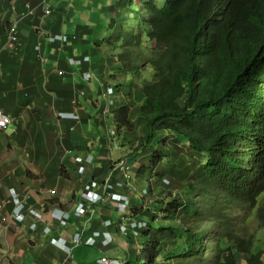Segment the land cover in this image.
<instances>
[{
	"label": "trees",
	"instance_id": "16d2710c",
	"mask_svg": "<svg viewBox=\"0 0 264 264\" xmlns=\"http://www.w3.org/2000/svg\"><path fill=\"white\" fill-rule=\"evenodd\" d=\"M127 2L121 23L129 25V12L135 25L121 27L116 37L108 25V39L115 38L123 75L149 77L139 99L128 95L115 116L116 135L136 133L131 162L151 146L171 157L166 135L204 162L174 169L186 180L189 175L188 198L169 195L154 201L152 211L131 213L146 228L129 264H263L264 251L254 250L255 234L245 228L257 210L256 233L264 229V207H258L264 195V0ZM167 158L155 152L137 176ZM164 176L158 173L156 184Z\"/></svg>",
	"mask_w": 264,
	"mask_h": 264
},
{
	"label": "crops",
	"instance_id": "0c3cea01",
	"mask_svg": "<svg viewBox=\"0 0 264 264\" xmlns=\"http://www.w3.org/2000/svg\"><path fill=\"white\" fill-rule=\"evenodd\" d=\"M91 1L0 0V109L16 121L7 131L0 132V205H4L0 211V264H98L103 256L129 264L136 256L131 239L119 237L117 232L112 235L114 242L108 246L101 244L102 237L97 239L94 246L75 247L72 242L77 235L92 238L96 232L103 233L102 226L106 221L114 225L123 222L116 204L107 199L106 193L105 201L99 203L91 215L78 219L75 210L90 182H95L100 190V184L105 181L111 185L122 181L116 165L124 157L127 158L136 133L123 135V147L114 149L110 136L114 129L113 120L120 107L128 102V95L139 99L137 91L148 78L147 72L134 77L123 75L121 65L115 58L114 36L111 35V43L109 33L100 35L99 25L93 28L91 20L83 13L76 17V7L83 9ZM44 2L51 5L53 15L44 18L39 12L34 19L25 21L20 27V46L15 53L8 51L6 35L15 15L13 8L22 11L26 4L36 7ZM121 4V1H117L115 7ZM109 6L111 4H107L105 9L109 10ZM101 9L105 10L103 6ZM55 36H77L78 39L66 44L50 43V38ZM92 37L97 38L92 41ZM87 56L90 57L89 64H68L71 58ZM58 71L63 72L64 76L60 77ZM87 72L92 76L89 83L82 77ZM103 85L123 86L112 97L114 104L108 109L100 95ZM134 93L137 94L134 96ZM129 105L133 107L132 103ZM105 109L107 115L102 116ZM166 136L161 138L171 150V157L159 146L143 150L136 161L129 164L130 186L115 188L108 193L130 199L129 216L136 209L152 211L154 201L162 200L155 198L158 189L162 192L169 189L151 183L148 174L137 176L139 169L148 166L155 151L168 156L157 173L175 178V185L170 187L173 191H167L165 196L171 195L179 200L189 197L184 191L189 175L182 183L181 173L174 169L182 162L196 168L203 160L192 152L186 154L176 140ZM68 151L78 156L93 157V163L88 166L84 177L78 174L79 167ZM147 181L151 184L149 200L140 197L143 190L140 189L146 187ZM11 189H15L27 208L32 207L44 215L43 220L38 221V230H30V225L35 221L30 217L23 225L13 223L5 229L1 219L10 217L14 209L11 203L6 204ZM51 191L57 195L51 196ZM166 200H170L169 196ZM53 208L70 214L66 226L54 221ZM183 214L184 211L179 213ZM143 217L149 218L147 215ZM170 220L175 221L173 217L166 219V223ZM49 224L55 227L45 234L44 230ZM54 240L60 242L54 243ZM61 240L71 247L70 256L61 251ZM170 264L183 263L173 261Z\"/></svg>",
	"mask_w": 264,
	"mask_h": 264
},
{
	"label": "built area",
	"instance_id": "2783aa9c",
	"mask_svg": "<svg viewBox=\"0 0 264 264\" xmlns=\"http://www.w3.org/2000/svg\"><path fill=\"white\" fill-rule=\"evenodd\" d=\"M32 8L30 6H27V11L26 13H24L23 15H21V17L15 21V25L13 29H17L18 23L20 20L24 19L25 17L29 16V14H32ZM50 12L46 11V14L48 15ZM14 31V30H13ZM17 33L12 34L11 36V41L13 43L17 42ZM72 64H78L76 61H71ZM60 75H62V73H59ZM86 81L90 80V76L89 75H85L84 76ZM12 122H14L13 119H11L9 116L6 115H0V129H6ZM68 155H73V153L70 151L68 152ZM76 162L78 167L80 168L79 174L80 175H84L85 171H86V166L91 163V161H89L88 159H85L83 157H77L76 158ZM117 170H119L122 174L127 175V171L128 168L127 166H125V164H119L117 166ZM126 179L128 180V176H126ZM115 188H122V185L120 183H116L115 185H111L110 183L106 182L105 186L102 189H98L97 184L95 182H91L87 185L86 191L83 194V198L82 201L77 205L76 211H75V216L78 219H81L83 216H88L91 215L94 211V209L96 208V206H98L99 203H103L105 201V193L107 194V197L111 198V202L116 204V208H117V212L122 215L125 216L126 219L123 220V224L129 225L131 227V232L132 234L130 235V238L134 241H139L140 240V235H139V231H141L142 229H145L146 224L143 222H134L133 220H131V223H129L128 221H130V218H127V206H128V201L125 197L121 196V195H109L108 193H110V191H113V189ZM50 194L52 196L56 195L55 191H51ZM8 203H14L15 208L13 209V212L11 214L10 217H4L2 219V223L5 224V229H8V227L10 226V224L12 222H15L19 225H23L26 223V219L28 217L32 218L33 220H35L31 225H30V230L31 231H36L38 230V221H42L44 218V215L39 213L38 211H36L35 209L31 208V207H25V205L22 203V201L20 200L19 196L12 191V200ZM4 205L0 206V210H3ZM53 218L56 219L59 224L61 226H66L68 224L69 221V215L64 214L63 212L59 211V210H54L53 212ZM55 227L54 224H49L45 230L44 233L45 234H49L51 232V230ZM125 230L126 228L124 227V225H122V229H121V233L125 234ZM100 235H94V238L97 240ZM104 237V235H102ZM62 241V240H61ZM60 241H54V243H59ZM63 245H60V247L62 248V251H64V254H66L67 256H70L71 254V248H69L66 244V241H62ZM95 240L93 238H84L83 236L77 235L73 238V245L76 247H81V246H94L95 245ZM98 264H124L122 261L118 260V259H113V258H109L106 256L101 257L98 260Z\"/></svg>",
	"mask_w": 264,
	"mask_h": 264
},
{
	"label": "clouds",
	"instance_id": "9594fccd",
	"mask_svg": "<svg viewBox=\"0 0 264 264\" xmlns=\"http://www.w3.org/2000/svg\"><path fill=\"white\" fill-rule=\"evenodd\" d=\"M116 0H114V6H117L116 5ZM112 4H113V2H112ZM112 4H111V6H109L110 7V9L109 10H111L112 8H113V6H112ZM123 5V2H122V4L119 6V7H117V8H119V10H123V8H121V6ZM127 5H128V2H126V3H124V9H128V7H127ZM27 6H30L31 8H32V14H29V16H27V17H25L24 19H22V20H20L19 21V23H18V26H17V29L15 30V29H13L14 28V25H15V21H17L20 17H21V15H23L24 13H26V11H27ZM135 5L133 4V6L131 7V10H134L135 9V7H134ZM113 10V9H112ZM13 11H14V13H15V15H14V18H13V21H12V23H11V25H10V27H9V29H8V33H7V35H6V38H7V40L6 41H8L7 42V48H8V51H10V52H13V53H15V51L18 49V47L20 46V38H19V36H20V27H21V25L25 22V21H28V20H31V19H34L36 16H37V14L40 12L42 15H43V17L44 18H48V17H51L52 15H53V9H52V7H51V5H48L46 2H44L43 4H41V5H39V6H36V7H34L33 5H31V4H26L25 6H24V9L22 10V11H16L15 10V8H13ZM46 11H49L50 13L47 15L46 14ZM127 11V10H126ZM110 12V11H109ZM122 19H123V13H122ZM121 19V20H122ZM121 20L120 21H117L116 19H114V17H113V21H111V25L113 26V28H114V30L112 31V34H116V31L118 30L119 31V29L121 28V27H124L123 26V23H121ZM134 25H135V22L133 23ZM129 26V25H128ZM131 27H133L132 25H130ZM126 28V27H125ZM14 30V31H13ZM14 33H17V42H15V43H13L10 39H11V36H12V34H14ZM70 41H73V42H75V40H74V37H72V38H69V37H51L50 38V43H58V42H60V43H64V44H66V43H68V42H70ZM116 49V53H117V48H115ZM115 58H116V54H115ZM76 61L78 64H72V62L71 61ZM90 63V57L89 56H87V57H82V58H79V59H76V58H71V59H69V61H68V64L70 65V66H74V65H77V66H81V65H83V64H89ZM1 64V63H0ZM149 71V69H146L145 71ZM59 73H62V75H60ZM60 77H63L64 76V73L63 72H61V71H58V73H57ZM85 75H89L90 76V80L89 81H86L85 80V78H84V76ZM82 77H83V79L86 81V82H91V79H92V76L87 72V73H84L83 75H82ZM148 77H149V73H148ZM121 88H123V87H121ZM121 88H119V89H117L116 87H108V85H103V86H101V89H100V95H101V97L104 99V101H105V105H107V108L106 109H108V107L109 106H113V104H114V99L112 98L114 95H115V93H117ZM121 108H122V106L120 107V110H121ZM103 110V113H101L102 114V116L103 115H107V110ZM119 110V111H120ZM119 113V112H118ZM0 115H6V116H9L11 119H13L14 120V122H12L6 129H0V132H5V131H7L8 129H9V127L10 126H12L16 121H15V118L14 117H12L10 114H8V113H6L4 110H2V109H0ZM75 118H77V117H75ZM115 118V117H114ZM113 125H114V129H113V131H111V133H110V136H111V138L113 139V142H112V144H113V148L114 149H121L122 147H123V144H124V142H123V139L121 138V136H117L116 135V132H115V124H114V120H113ZM128 146V145H127ZM130 147H132V146H130ZM148 148V147H147ZM132 149V148H131ZM130 148L128 149V152H127V158L126 157H124L123 159H121L120 160V163H118L117 165H116V171H118L117 170V166L119 165V164H125V166H127V168L129 167V164H130V160H129V151L131 150ZM68 152H70V151H68ZM72 153H73V155H69V156H73L74 157V159H75V163H76V165H77V162H76V158L77 157H83V158H85V159H88L89 161H91V163H89L87 166H86V172H87V168H88V166H90V165H92V163H93V157H91V156H78V155H75V153L73 152V151H71ZM142 152V151H141ZM155 152H158V151H155ZM155 152H153L152 153V156H151V158L149 159V161L153 158V155H154V153ZM158 153H160V152H158ZM160 154H162V153H160ZM163 155V154H162ZM149 161H148V163H149ZM164 161H166V160H164ZM204 162H202V164H203ZM201 164V165H202ZM78 166V165H77ZM161 166V165H160ZM160 166L155 170V171H151L150 173H147L148 175H149V177H150V179H149V181L152 183V182H154V183H156L157 182V180H156V178H155V176H158V173H157V171H158V169L160 168ZM148 167V166H147ZM79 171H80V168H79V170H78V174H79ZM127 175H124V174H122L121 173V176H122V181L121 182H119L121 185H122V183H124V186L126 187V188H128L130 185V181H131V170H128L127 172ZM80 175V174H79ZM86 175V174H85ZM85 175H80L81 177H83V176H85ZM126 176H128V180L126 179ZM172 180L168 177H165V180H162L161 181V183H159L160 185H162L163 187H165V188H170L171 186H174V184H172ZM91 183V182H90ZM147 183H148V185H146V188L145 189H143L141 192H140V197L141 198H145V200L146 199H149V196L151 195L150 193H149V191H148V189L149 190H151V184L147 181ZM87 187V186H86ZM12 191L13 192H15L18 196H19V198H20V200L22 201V203H23V200L21 199V197H20V195L15 191V189H11L10 191H9V202L12 200ZM85 191H86V189H85ZM85 191H84V193H85ZM83 193V194H84ZM83 194H82V196H83ZM51 195V194H50ZM56 195H57V193H56ZM55 195V196H56ZM52 196V195H51ZM122 196V195H121ZM169 195H166L165 196V199L168 197ZM123 197H125L126 199H127V201H128V206H127V210H128V213H127V218H130V219H136V218H133V217H131V216H129L128 214H129V206H130V199L128 198V197H126V196H123ZM82 198L83 197H81V201H82ZM170 198V197H169ZM165 199H162V200H165ZM144 200V201H145ZM161 200V201H162ZM80 201V202H81ZM79 202V203H80ZM78 203V204H79ZM12 205H13V207L15 208V205H14V203H11ZM24 204V203H23ZM1 206V205H0ZM26 207V206H25ZM115 207H116V205H115ZM32 208V207H31ZM77 208V207H76ZM4 209V208H3ZM59 210L58 208H53V210H52V218H53V212H54V210ZM116 210H117V208H116ZM147 210V209H146ZM0 211H2V210H0ZM59 211H61V210H59ZM76 211V210H75ZM143 211V210H142ZM13 212V211H12ZM61 212H63V211H61ZM40 213V212H39ZM64 214H67V215H70V214H68V213H66V212H63ZM12 213H10V215H11ZM42 214V213H41ZM119 214V213H118ZM120 215V214H119ZM122 216V215H121ZM5 217V216H4ZM4 217H2V219L4 218ZM70 217V216H69ZM123 218H125V216H122ZM8 218V217H7ZM2 219H1V221H2ZM124 220V219H123ZM136 220H138V219H136ZM54 221H57L56 219H54ZM139 222H143V223H145V221H143V220H138ZM58 222V221H57ZM13 223H15V222H12L11 224H13ZM123 223V222H122ZM3 224V223H2ZM10 224V225H11ZM17 224V223H16ZM146 224V223H145ZM4 225V227H5V224H3ZM9 228V227H8ZM146 228V227H145ZM142 230H144V229H142ZM141 230V231H142ZM140 231V232H141ZM140 232H139V235H140ZM100 237H102L103 238V241H104V237L101 235ZM129 239H131V238H129ZM55 241V240H54ZM97 241V240H96ZM102 241V242H103ZM131 241L132 242H136V243H138V242H140V244L136 247V257L138 256V254H139V247H140V245H141V241L139 240V241H134V240H132L131 239ZM73 242V241H72ZM66 244H67V242H66ZM61 245H63V243L61 244ZM68 246V245H67ZM69 248H71L70 246H68ZM76 247V246H75ZM72 250V249H71ZM61 251H62V248H61ZM72 252V251H71ZM121 261V260H120ZM123 262V261H122ZM124 263V262H123ZM125 264V263H124Z\"/></svg>",
	"mask_w": 264,
	"mask_h": 264
},
{
	"label": "rangeland",
	"instance_id": "374dc122",
	"mask_svg": "<svg viewBox=\"0 0 264 264\" xmlns=\"http://www.w3.org/2000/svg\"><path fill=\"white\" fill-rule=\"evenodd\" d=\"M116 1L123 2V5L121 6V8H123V10H119V8H117V7L114 6V4H115L114 3V0H111V3L109 2V0H92L89 3V5H91V6L87 5L83 9H80V8L76 7V11H77L76 12L77 13V16L76 17H79L80 15L82 16V13H83L88 20H91L90 23H91V25H92L93 28H96L98 25H100V28H101L100 35L101 34H108V30L106 32L104 30L107 29L108 28L107 25L110 24L111 21H113V17L117 21H120L122 19V13L124 12V3L127 2V0H116ZM100 2H102V4H100ZM112 2H113V4H112ZM159 3L160 2H158V5H159ZM163 3H164V1H162L159 6H162ZM107 4H112V6H113L112 9L113 10L112 9L111 10H106L105 9V6L107 7ZM102 6H103V8L105 10H102L101 9ZM126 18H130L129 26L128 25L125 26L124 24H123V26L127 28L126 30H128L131 27L130 25L134 26V24H133L134 23V20L131 18V15H130L129 12L126 15ZM146 28H148V27H145V29ZM73 37H74V40L77 41L78 37L77 36H73ZM96 38L97 37H92V41H94ZM0 69H1V64H0ZM140 71H141V69H140ZM87 170H88V168H87ZM86 173L87 172L85 171V174ZM185 181H186L185 176H182V183L185 182ZM105 182L103 184H100V186H101L100 189L105 186ZM107 182L110 183L109 181H107ZM172 183L174 184V181ZM122 188H126L124 186V183H122ZM144 188H146V187L143 186L140 190H142ZM167 191H173V190H172V188H169V189H165L162 192L160 189H158L157 197H155V198L156 199H158V198L165 199V193ZM107 199L111 201V198L110 197H107ZM151 199H154V198H151ZM258 207L259 208L260 207H264V195H262L259 198ZM256 215H257V210L251 212L249 214V216H248V219H247L248 226L247 227L244 226V227H246L245 230L248 228L249 229L248 231L251 234H253V233L255 234L254 250L255 251H259V250L264 251V229L263 230H260V231H258L256 233V229H258L260 227V222H259V220H258V218H257ZM123 219L125 220L126 217L123 218ZM174 219L177 220L178 217L176 216V217H174ZM131 220H133L134 222H139L136 219H130V221H128V222L131 223ZM122 225H124V227L126 228L125 234H122L121 233ZM102 227L104 228L103 233L96 232V233H94V235H100V234L104 235V241L101 244L102 245H105V246L111 245L114 242L113 237H112L113 233H116L117 232L118 236L119 237H123V238H126V237L127 238H130V235L132 234L131 227L129 225H126V224H123V223L122 224L119 223L118 225H114L113 223H111L109 221H106V222H104V224H103ZM92 238L96 242V239L94 237H92ZM131 243H133V245H131V246L135 247V252H136V247L140 244V242H138V243L131 242ZM173 246L174 245H172V247ZM83 249H86L88 251H93V250H91L89 248H83ZM237 258L240 259L239 256ZM240 264H244V263L243 262H240ZM263 264H264V257H263Z\"/></svg>",
	"mask_w": 264,
	"mask_h": 264
}]
</instances>
